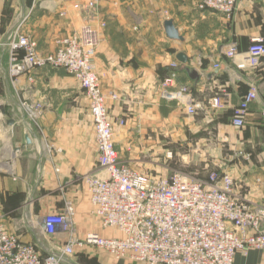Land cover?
<instances>
[{"label":"crops","instance_id":"crops-1","mask_svg":"<svg viewBox=\"0 0 264 264\" xmlns=\"http://www.w3.org/2000/svg\"><path fill=\"white\" fill-rule=\"evenodd\" d=\"M83 2L0 0V27L7 33L23 21L22 30L38 42L40 50L52 52L59 38L86 22L99 26L104 21L99 26L96 70L103 91L119 96L108 101L111 119L126 121L115 129L120 159L132 163L146 153L159 155L162 139L203 144L201 163L195 162L201 165L199 169L230 171L237 193L264 204V57L258 66L245 59L251 40L264 39V0H238L231 17L199 9V0H122L118 4L102 0L90 12L74 7ZM168 19L182 39L168 36ZM233 41L238 42L241 54L235 58L226 53ZM179 53L186 54V63L178 59ZM9 65V55L3 51L0 221L23 241L34 243L42 255L68 241L66 233L58 230L50 235L43 224L46 214L62 212L67 202L76 210L72 225L77 238L84 239L92 231L104 237L120 235L116 229L104 228L91 212L83 177L103 171L98 166L90 101L83 87L64 68L29 69L13 77ZM173 70L177 84L187 86L202 103L197 114L189 115L177 101L161 97V81ZM250 85L257 86L258 96L250 103L245 126L239 129L232 123L233 112ZM217 94L222 95L223 108L211 106L210 99ZM24 103L34 110L32 117ZM239 152L245 156H237ZM175 155L180 154L176 151ZM165 168L169 174L174 167ZM61 264L139 263L117 260L106 250L85 244ZM234 264H264V250L238 252Z\"/></svg>","mask_w":264,"mask_h":264},{"label":"built area","instance_id":"built-area-1","mask_svg":"<svg viewBox=\"0 0 264 264\" xmlns=\"http://www.w3.org/2000/svg\"><path fill=\"white\" fill-rule=\"evenodd\" d=\"M121 1L112 0L114 4ZM101 2L85 0L74 7L90 12ZM237 3L238 0H199L198 7L231 17ZM22 22L7 33L0 27V55L7 51L13 77L29 69L49 66L64 68L81 84L90 101L98 166L103 171L101 175L83 177L91 212L104 228L116 229L120 235L104 237L92 231L84 239L77 238L72 225L76 210L73 203L67 202L62 212L44 216L48 234L61 230L68 235L65 245L47 255L0 221V264H61L75 254L77 246L85 244L106 250L117 260L139 264H234L238 252L264 250V204L237 193L230 171L209 169L200 176L171 168L169 174H164L136 169L120 159L115 129L116 124L122 126L126 121L111 119L108 101L119 96L103 91L96 70L99 26H104V21L99 26L86 22L59 38L52 52L41 51L38 42L22 30ZM226 53L232 58L241 55L238 42H231ZM245 56L251 66H258L264 57V39L253 38ZM172 67L175 69L176 64ZM214 68L219 69L220 64L215 63ZM160 95L165 100L177 101L189 115L197 114L203 107L187 86L177 84L174 70L162 79ZM257 96V86L250 85L234 109L235 127L245 126L246 113ZM210 103L213 108L224 107L221 94L212 96ZM24 104L32 117L34 110ZM237 156L245 154L239 152ZM174 157V150L165 151V159Z\"/></svg>","mask_w":264,"mask_h":264},{"label":"rangeland","instance_id":"rangeland-1","mask_svg":"<svg viewBox=\"0 0 264 264\" xmlns=\"http://www.w3.org/2000/svg\"><path fill=\"white\" fill-rule=\"evenodd\" d=\"M158 145H160L161 150L159 155H151V152L146 153L136 157L132 163L127 164H130V166L142 171L162 172L164 174L167 173L165 168L167 165L174 168H176L175 166L181 165V167H186L189 170L197 171L200 176L205 174L204 170L198 168L201 165H197L201 163L199 158H201V153H203L204 150L203 144L198 145L192 143L191 145H187L184 143H171L168 141V139H162ZM161 146H163L162 148L164 149H171L175 152L177 151L180 155H175L174 159L167 160L165 159V151L161 149ZM183 155L185 156L183 157ZM195 162L197 164H195Z\"/></svg>","mask_w":264,"mask_h":264},{"label":"water","instance_id":"water-1","mask_svg":"<svg viewBox=\"0 0 264 264\" xmlns=\"http://www.w3.org/2000/svg\"><path fill=\"white\" fill-rule=\"evenodd\" d=\"M165 29H166V32L170 38H172V39H180L181 38L182 39V36L179 34L178 28L173 23V20L168 19L165 21ZM178 59H180V61H182L184 63H186L188 61V57L184 53H179ZM193 74L196 75V72H193ZM1 110L3 113H5L4 107H2ZM10 123H13V120H10ZM28 142H30L29 138H28ZM43 224L45 225V222Z\"/></svg>","mask_w":264,"mask_h":264}]
</instances>
